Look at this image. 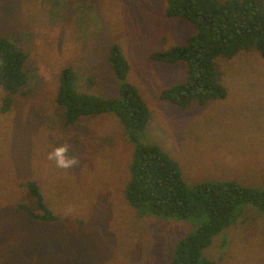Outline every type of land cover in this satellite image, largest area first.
<instances>
[{
    "label": "rangeland",
    "instance_id": "374dc122",
    "mask_svg": "<svg viewBox=\"0 0 264 264\" xmlns=\"http://www.w3.org/2000/svg\"><path fill=\"white\" fill-rule=\"evenodd\" d=\"M193 33L165 16L164 0H0V37L25 54L26 75L4 108L0 88V264H168L177 243L206 222L203 214L182 220L129 205L133 145L115 115L65 123L55 102L60 72L73 71L77 93L113 100L120 82L108 60L112 46L149 111L146 142L175 162L188 188L264 186V58L256 48L216 61L222 97L184 110L160 97L185 80L184 66L151 54ZM66 142L79 160L67 170L47 159ZM27 184L54 220L33 217L43 211ZM235 211L201 258L264 264V213L247 203Z\"/></svg>",
    "mask_w": 264,
    "mask_h": 264
},
{
    "label": "trees",
    "instance_id": "16d2710c",
    "mask_svg": "<svg viewBox=\"0 0 264 264\" xmlns=\"http://www.w3.org/2000/svg\"><path fill=\"white\" fill-rule=\"evenodd\" d=\"M167 18H179L192 26L194 33L182 45L164 52H154L150 58L167 65L182 63L185 80L164 89L161 98L181 110L193 101L222 97L218 64L243 51L256 48L264 58V4L262 0H164ZM25 54L13 41L0 37V88L3 108L26 83L21 71ZM108 60L113 76L120 82L119 93L113 100L77 93L73 71L65 68L59 75L55 102L62 108L64 121L71 125L78 118L90 115L113 114L122 124L133 145L130 179L125 188L129 205L149 207L158 216L189 219L203 214L206 222L195 233L181 239L168 264H214L202 259V251L212 238L229 227L240 204H251L264 213V186L248 189L235 182H206L188 188L181 180L175 162L153 143L146 142L145 131L150 114L136 89L125 82L128 64L119 48L112 46ZM145 140V141H144ZM36 196L43 211L34 218L52 221L54 216L41 204V196L34 184L26 185Z\"/></svg>",
    "mask_w": 264,
    "mask_h": 264
},
{
    "label": "clouds",
    "instance_id": "9594fccd",
    "mask_svg": "<svg viewBox=\"0 0 264 264\" xmlns=\"http://www.w3.org/2000/svg\"><path fill=\"white\" fill-rule=\"evenodd\" d=\"M71 149V144L67 142L61 144L48 153L47 159L49 161H54L57 168L65 170L71 169L79 163L76 155L69 154Z\"/></svg>",
    "mask_w": 264,
    "mask_h": 264
}]
</instances>
